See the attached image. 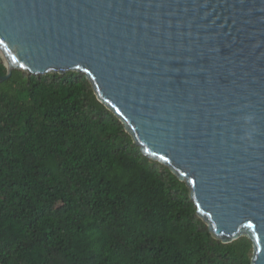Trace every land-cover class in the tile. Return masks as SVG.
Wrapping results in <instances>:
<instances>
[{"label":"water","instance_id":"water-1","mask_svg":"<svg viewBox=\"0 0 264 264\" xmlns=\"http://www.w3.org/2000/svg\"><path fill=\"white\" fill-rule=\"evenodd\" d=\"M7 74H86L223 243L264 264V0H0Z\"/></svg>","mask_w":264,"mask_h":264},{"label":"trees","instance_id":"trees-1","mask_svg":"<svg viewBox=\"0 0 264 264\" xmlns=\"http://www.w3.org/2000/svg\"><path fill=\"white\" fill-rule=\"evenodd\" d=\"M197 211L86 74L0 82V264H251L248 237L223 243Z\"/></svg>","mask_w":264,"mask_h":264}]
</instances>
